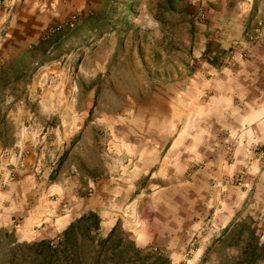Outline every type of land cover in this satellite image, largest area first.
Returning a JSON list of instances; mask_svg holds the SVG:
<instances>
[{
    "label": "rangeland",
    "instance_id": "1",
    "mask_svg": "<svg viewBox=\"0 0 264 264\" xmlns=\"http://www.w3.org/2000/svg\"><path fill=\"white\" fill-rule=\"evenodd\" d=\"M88 211L169 264H264V0H0V264Z\"/></svg>",
    "mask_w": 264,
    "mask_h": 264
},
{
    "label": "trees",
    "instance_id": "2",
    "mask_svg": "<svg viewBox=\"0 0 264 264\" xmlns=\"http://www.w3.org/2000/svg\"><path fill=\"white\" fill-rule=\"evenodd\" d=\"M41 259L38 264H169L161 255H141L132 242L124 243L117 228L99 237V217L93 211L81 214L61 232L56 243H37Z\"/></svg>",
    "mask_w": 264,
    "mask_h": 264
}]
</instances>
